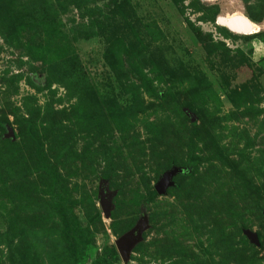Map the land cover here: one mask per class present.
<instances>
[{
    "label": "rangeland",
    "instance_id": "obj_1",
    "mask_svg": "<svg viewBox=\"0 0 264 264\" xmlns=\"http://www.w3.org/2000/svg\"><path fill=\"white\" fill-rule=\"evenodd\" d=\"M0 264H264V0H0Z\"/></svg>",
    "mask_w": 264,
    "mask_h": 264
},
{
    "label": "water",
    "instance_id": "obj_2",
    "mask_svg": "<svg viewBox=\"0 0 264 264\" xmlns=\"http://www.w3.org/2000/svg\"><path fill=\"white\" fill-rule=\"evenodd\" d=\"M246 27V26H245ZM248 28V27H247ZM191 119L193 120L194 118L191 117ZM7 136L9 137H13V132L12 130L9 128V132L7 133ZM181 168L179 167H173L171 169H169L168 171H166L161 178L159 179L157 185H156V191L159 193H163L165 191V188L168 185H171L173 182L171 180V178L178 172H181ZM111 198H112V193L109 192L107 190V188L102 184L101 188H100V192H99V202L100 205L102 207L103 210V214L104 216H108L109 215V210L112 207L111 204ZM144 228L143 223H138L136 225V227H134L131 231L125 233L124 235H122L118 241L116 242V247L121 255V257L123 259H126L128 253H129V249L130 247L140 239L141 237V232ZM249 237L251 238V240L255 243H258L259 239L256 233H251L248 232Z\"/></svg>",
    "mask_w": 264,
    "mask_h": 264
},
{
    "label": "bare ground",
    "instance_id": "obj_3",
    "mask_svg": "<svg viewBox=\"0 0 264 264\" xmlns=\"http://www.w3.org/2000/svg\"><path fill=\"white\" fill-rule=\"evenodd\" d=\"M218 20L219 23L228 26V28L236 32L254 33L260 29L259 25L251 22L248 18L243 15H230L227 18H218Z\"/></svg>",
    "mask_w": 264,
    "mask_h": 264
}]
</instances>
